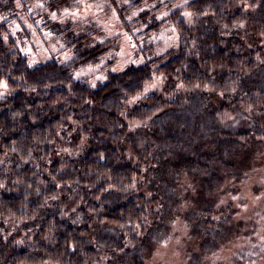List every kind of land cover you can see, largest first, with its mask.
<instances>
[{
	"label": "trees",
	"instance_id": "16d2710c",
	"mask_svg": "<svg viewBox=\"0 0 264 264\" xmlns=\"http://www.w3.org/2000/svg\"><path fill=\"white\" fill-rule=\"evenodd\" d=\"M183 7L189 18L180 8L169 15L176 47L108 70L91 87L74 72L108 48L30 66L10 36L14 2H0V82L9 91L0 97V264H104L118 243H103L101 228L127 248L141 246L165 221L168 195L144 163L153 144L166 143L152 125L171 111L187 113L197 139L242 120L245 127L225 136L231 145L264 146V0H189ZM153 73L163 77L162 92L140 96ZM216 94L223 101L209 109ZM195 102L201 117L191 111ZM201 156L200 163L179 159V166L204 174L234 166ZM214 209L195 213L194 220L208 216V232L217 225L209 217Z\"/></svg>",
	"mask_w": 264,
	"mask_h": 264
},
{
	"label": "rangeland",
	"instance_id": "374dc122",
	"mask_svg": "<svg viewBox=\"0 0 264 264\" xmlns=\"http://www.w3.org/2000/svg\"><path fill=\"white\" fill-rule=\"evenodd\" d=\"M188 1L13 0L16 17L9 23V31L14 47L27 57L30 66L51 59L67 63L104 45L108 49L98 62L74 72L76 79L95 87L105 81L108 70L117 72L152 61L176 47L178 33L169 15L180 8L181 17L189 18L183 7ZM5 18L0 9V22ZM134 18L139 22H133ZM164 84L161 74L153 73L152 82L144 85L140 96L160 93ZM8 93L0 82V97ZM208 99L209 109L223 101L219 94ZM191 111L203 115L197 102ZM245 124L235 121L203 139L196 138L195 127L183 111H171L153 124L166 143L161 147L153 144L154 152L144 164L154 169L152 182L168 195V202L163 203L165 221L134 248H127L106 228L99 229L97 235L103 243H118L105 256L104 264H264V146L251 140L239 149L240 144L231 145L225 137ZM202 153L211 163L223 158L234 166L210 174L179 166L182 158L198 157L200 163ZM147 186L145 182L144 188ZM205 205L215 207L209 214L217 224L212 232L204 228L208 216L194 220Z\"/></svg>",
	"mask_w": 264,
	"mask_h": 264
}]
</instances>
